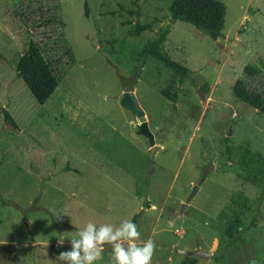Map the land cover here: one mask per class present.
<instances>
[{
  "label": "rangeland",
  "instance_id": "obj_1",
  "mask_svg": "<svg viewBox=\"0 0 264 264\" xmlns=\"http://www.w3.org/2000/svg\"><path fill=\"white\" fill-rule=\"evenodd\" d=\"M219 1L222 36L211 41L171 23L169 0H0V264H51L87 223L116 228L135 214V243L156 244L151 264H264V190L236 174L220 141L264 161V116L230 91L238 79L264 93V0ZM134 23L151 31L130 37ZM165 26L163 48L194 85L137 59ZM28 39L57 81L42 105L15 70ZM247 65L260 72L247 77ZM167 86L177 90L174 110L160 94ZM128 89L153 136L150 167L137 119L120 105ZM234 215L242 227L226 243ZM112 251L104 245L95 264H110Z\"/></svg>",
  "mask_w": 264,
  "mask_h": 264
},
{
  "label": "trees",
  "instance_id": "obj_2",
  "mask_svg": "<svg viewBox=\"0 0 264 264\" xmlns=\"http://www.w3.org/2000/svg\"><path fill=\"white\" fill-rule=\"evenodd\" d=\"M83 10H86V1L83 2ZM167 11L171 23L182 22L188 24L211 41H215L222 36L221 30L223 28L225 6L219 0H169ZM127 14L128 16H137V12L133 10L127 11ZM127 24L130 23L127 21ZM144 31H151L149 23H134L128 31V35L136 37ZM168 34V26L159 29L137 52V59H153L171 72L177 84L188 82L190 85H194L195 82L190 77L191 72L185 66L171 60L165 52L163 44ZM15 70L39 105L44 104L57 87V81L49 63L42 57L37 45L29 39L26 41L25 47L15 63ZM243 72L247 77H251L259 73L260 69L247 65L243 68ZM137 74L132 77L130 88L135 83ZM200 89L202 92L207 91L205 85ZM128 90L130 91L131 89ZM230 91L235 99L247 104L264 116V93L248 90L243 82L238 79L234 81ZM160 94L170 102L171 108L174 110V104L177 100L175 87L167 86L160 91ZM1 115L3 124L13 129L16 128L12 118L5 110H1ZM220 141L223 147L222 155L227 161L232 162L236 174L244 181L257 185L264 190V173L251 169V165L256 161H262L264 164L262 158L247 149L230 145V140L227 136ZM137 218L138 214H135L132 216L131 222L136 224ZM241 227L240 217L234 215L233 219L228 221L223 229L225 242L230 243L236 240Z\"/></svg>",
  "mask_w": 264,
  "mask_h": 264
},
{
  "label": "clouds",
  "instance_id": "obj_3",
  "mask_svg": "<svg viewBox=\"0 0 264 264\" xmlns=\"http://www.w3.org/2000/svg\"><path fill=\"white\" fill-rule=\"evenodd\" d=\"M140 232L137 225L124 220L119 227L102 224L97 227L89 222L70 240L71 250L60 252L51 264H95L102 259L103 246L111 245L110 264H151L156 250L155 241L151 238L137 245ZM63 239L58 241L62 243Z\"/></svg>",
  "mask_w": 264,
  "mask_h": 264
},
{
  "label": "water",
  "instance_id": "obj_4",
  "mask_svg": "<svg viewBox=\"0 0 264 264\" xmlns=\"http://www.w3.org/2000/svg\"><path fill=\"white\" fill-rule=\"evenodd\" d=\"M120 105L131 112L134 117L137 119L138 125H137V133L141 136H143L148 143L149 150L147 154V164L150 167L151 166V159L154 154V140L152 134L148 131L146 121L143 115V111L140 109V107L137 104V101L131 91L122 92L120 96ZM194 191V188L191 191V194L189 197L192 196ZM194 255H197L201 258H208V253H202L199 250H195L193 252Z\"/></svg>",
  "mask_w": 264,
  "mask_h": 264
}]
</instances>
